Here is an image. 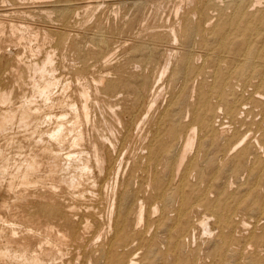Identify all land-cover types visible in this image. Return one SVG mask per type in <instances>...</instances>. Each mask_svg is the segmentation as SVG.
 <instances>
[{
  "label": "bare ground",
  "instance_id": "1",
  "mask_svg": "<svg viewBox=\"0 0 264 264\" xmlns=\"http://www.w3.org/2000/svg\"><path fill=\"white\" fill-rule=\"evenodd\" d=\"M0 1L2 3H0V65L12 67L13 80L16 82L13 83L14 87V84L24 87L22 95H19L21 99L18 100V103H15L13 99V86L0 87V264H64L62 256L67 249L71 250L67 251L68 253L72 252L75 256L81 257L79 264H199L198 260L209 258V262L205 261L204 264H264V254H262L264 251L261 254H253L255 247L264 244V189H262L264 185L262 184V188L260 186L262 190L257 188L259 179L264 180V159L261 156L262 153L260 154V150L263 151V148H259L261 158L255 151L257 149L251 148L252 142L246 140L247 134H249L245 133L248 132V129L245 130L246 127L242 128L245 130L242 131L237 128L239 125L234 126L235 133L233 131V133L231 132L233 135L229 133V125L237 121L239 123V112H242L240 110L245 108V105H248L249 102L257 104L263 101V99L260 100L261 97H256V94L264 95V91H260L259 87L253 88L256 91V94L253 92L256 96L250 91L252 94L249 97H244L241 93L238 94L235 90L237 88H234V79L251 80L252 82H249L252 84L257 81L256 79L253 82L255 79H251L253 76L255 77L256 74L264 76V8H261L262 0H249L248 3L244 2L246 0H237L234 13L227 15V12L222 16L219 15L220 17L216 16L220 19L217 23L214 22L215 24L212 23L214 18L211 20L210 13L207 14L206 10L210 3L211 6L216 7L218 0H208L207 3L199 5L200 7L197 6L199 0H196L197 2L192 0L194 3L189 1L192 6L197 4L201 15L198 14L195 17L200 15L201 20L198 22L199 18L196 19L198 23L192 20V16H189L191 10L188 14L189 18L185 16L186 19L181 25L177 20L178 27L174 25L163 30L166 39L170 41V47H168L170 50L166 51L161 43L165 52L162 53L164 60L163 64L159 65L160 67H156L154 70V67H148L147 64H150L156 55L161 53L158 51L162 48L158 51V48L156 50L153 48L157 52L155 58L154 55H147L149 52L145 53V44L143 43L146 39L138 40L140 42L137 43L134 39L135 42L130 46L133 53L128 51L127 54L130 55H126L123 59L119 56L123 57V53L126 51L122 50V52L117 47L109 48L106 45L105 47L109 49L105 48L104 51L93 49L91 52H84L87 55L92 54L93 58L103 62V69H99L101 70L99 74L93 76L94 83H80V81L75 89L72 88L73 91H71V81L74 80H63L66 77L61 79L60 75L56 73L58 62L56 48L66 46L67 41L72 39L75 42L71 43L72 47L74 45V48L79 49L80 42L78 44L76 41L81 34L79 35L76 29L78 33H72L70 27L77 24L83 26L87 22L93 23L92 20L96 16L95 10L100 5L109 4L112 0ZM155 1V4L160 2ZM224 1L223 4L221 1L219 3L224 5ZM112 2H117L119 5L128 2L141 6L145 0H113ZM170 2L174 3L175 0H170ZM260 4L262 5L260 8L257 6L258 10L249 11L248 7ZM162 5L164 7V0ZM116 6L113 11L119 12L120 6L118 8ZM132 7L130 5L128 8L132 9ZM181 8L183 10L182 6ZM144 9L145 7L139 8L138 13L132 17L130 16L133 13L132 10H130L132 13L127 10L131 14L124 13V16L131 17L135 24L141 21L142 26L146 29ZM157 9L158 6L154 11L159 14L160 11L157 12ZM174 9L178 10L175 7ZM194 10L191 14L194 13ZM213 10L215 8H212ZM199 11L196 10V14ZM220 11L214 12L218 14L221 13ZM156 13L153 15H157ZM163 13L165 14V11ZM109 14L107 18L111 20ZM161 14L159 18L163 17ZM36 15L41 18L43 15V18L48 20V25L36 22ZM173 15L178 16L179 13ZM126 16L122 19L126 20ZM170 16L172 18V15ZM54 20L57 25L53 24ZM152 21H154V17ZM157 21H154L155 24ZM108 22L110 23V21ZM147 24L149 28L144 30L140 25V29L145 32L151 29L150 25L152 29L155 26V24ZM123 25L120 26L123 27ZM160 25L159 23L158 26L156 25L158 29ZM105 26L107 25L105 24ZM105 26L102 28H106ZM118 28L121 27L114 23L110 28L102 30H106L109 36L111 33L108 29H116V33L111 36L115 35L117 38L118 35H121L116 36ZM161 28H163L162 25ZM96 29L101 31V28ZM96 29L94 32L97 31ZM136 30L135 28V34H137ZM40 32L42 36H40ZM162 32L152 30L148 32V35L150 36L149 33H151L159 43L158 40L161 37L159 33ZM195 34L202 36V40H200L206 45L204 48L207 47L202 53L206 60L204 63L209 61L207 59L212 58L211 64L215 68L214 71L210 70L212 68V65H209L210 62H208L210 69L206 64H203L206 65L207 70L212 71L210 73L211 80H207L204 76L200 77L205 68L203 69L202 65L198 66L199 60L197 61V59H199L200 53L195 60L197 64L192 62V57H194L192 55L196 54V50L193 51L195 54L191 52L193 47L189 49L192 55L191 53L190 55L186 53V55V51H183L185 54H183V58H181L182 55L178 58V60L182 59V65L175 59L177 53L180 55L182 52H177L172 40L175 42L179 36H184L185 40L191 41ZM211 34L215 35V40L217 39L215 45H212L214 42L210 41ZM104 35L103 37H105ZM199 35L194 39H197ZM107 38L99 39L106 44V42L109 43ZM50 40L54 41V45H49L51 48L45 47V43L47 41L50 43ZM120 40L122 39L120 38ZM150 40L153 39L150 38ZM119 41L117 42L120 44ZM166 41L165 43H167ZM197 41L195 42L197 43ZM90 42L92 44L91 40ZM96 43L99 44V42ZM118 43L114 45H119ZM124 44L122 42V45ZM166 45L168 46V44ZM12 46H15L16 49H10ZM20 46L22 48H17ZM94 46L96 48L100 44ZM182 48H184L183 45ZM198 48L197 46L195 49ZM22 49H25L26 54L28 52L26 57H23ZM229 50L234 53H230L233 56L225 57L224 53ZM83 51L85 50L83 49ZM84 53L82 54L84 55ZM150 54H152V47ZM58 56L60 55L58 54ZM116 57H118L117 60H114ZM66 58L62 59L66 60ZM71 58L67 59L69 64L74 63ZM173 58L175 59L173 64L178 63L177 65L181 66L173 68L174 70L172 66L170 73H173L172 75L179 73L180 77L183 73L186 78L185 91L183 90L185 93H183V97L181 95L178 97L180 93H177L178 98L175 94L174 99L168 100V103L170 101L169 105L156 117L151 113L158 107L156 105H158L160 96L162 97L166 79L167 81L171 80V75L169 78L166 76L165 81L163 78ZM88 60L91 61L89 58L86 61ZM223 60L226 63L229 62L228 65L222 67ZM93 62L97 64L95 60ZM69 64L65 65L69 66ZM74 65L76 64L74 63ZM88 66L91 67V65H87V62H84L80 68L78 67L77 75H80L81 78L84 75L88 76L86 74L89 70ZM62 68L61 70H63ZM66 72L69 74L68 71ZM10 73H7L8 77ZM59 73L64 76L63 72ZM77 75L76 78H78ZM66 76L68 78L69 75ZM86 76L84 80H90ZM197 78L200 79L198 85L195 86ZM191 82L194 85H191ZM237 83L236 85L240 87ZM176 85L175 87H177ZM172 86L170 84L169 89H172ZM191 87H195V91H197L195 101H190L194 97L186 98ZM193 91L194 88L191 92L193 93ZM14 93L16 94V92ZM167 93L169 92H165L166 95ZM92 95L94 96L92 97ZM166 95L164 97H168ZM214 97L218 100V108L221 107L224 118L228 119L227 122L220 121L218 118L217 122L219 123L214 121L215 117H218L217 106L213 102ZM92 100L97 103L101 118L98 124H95V120L92 119L95 122L92 123V127L96 133L87 136L89 131L92 132L87 129V124H90L91 121V109L96 108L91 107ZM262 107L264 109V105ZM153 108L155 109L153 110ZM251 108L248 110L254 112L255 108L254 110ZM158 109L156 110L159 111L160 109ZM261 110L260 112H262ZM186 114L190 115L188 121H185L188 117L184 120ZM95 118L97 120V116ZM261 121L258 128L260 135L255 138L258 139L257 145L264 147V117ZM240 122L242 124V121ZM245 123L243 124L247 125V121ZM251 129L249 128V130ZM253 141L255 142V140ZM242 143L244 145L240 146ZM257 145L255 143L253 146ZM10 148L14 149L13 153ZM137 149L139 150L135 152ZM250 154L254 156L255 160L260 158L258 166H256L257 161L254 165H250L256 169L253 179H258L255 183L247 184L246 188L242 186L240 188L239 185L237 191L234 192L230 188L228 192L226 188L228 182L225 184V179L228 177L226 175L232 174L233 171L234 174H239V172L242 174L245 160ZM204 164H209V166L206 168ZM246 176H248L247 173ZM239 181L241 182V179ZM232 184H229L230 187ZM212 193H214L213 197ZM76 207L82 209L79 208V210ZM242 211L248 213V217L243 212L242 217L237 219L236 215ZM253 218L256 219L262 231L257 233L255 230L258 229L255 228L250 233L239 237L243 230L248 231L252 224L248 220H253ZM250 222L251 224H249ZM254 226H256V222ZM199 231L208 233L207 237L211 242L205 249L206 255L203 259L199 250L196 249L198 246L190 247V244L195 240L192 238L196 235L199 237ZM237 231L242 232L238 235ZM202 237L203 235L199 240L206 235ZM198 243L200 242L198 241ZM263 246L259 249L264 248ZM67 258L66 260L69 259ZM58 259H61L62 262ZM72 262L75 263V261Z\"/></svg>",
  "mask_w": 264,
  "mask_h": 264
},
{
  "label": "rangeland",
  "instance_id": "2",
  "mask_svg": "<svg viewBox=\"0 0 264 264\" xmlns=\"http://www.w3.org/2000/svg\"><path fill=\"white\" fill-rule=\"evenodd\" d=\"M112 1H113V0H112ZM112 1L109 2V4H106V3H105L104 5H100L99 8H98L99 10L101 9L100 11H99L98 9L95 10V11H96V12H95V15H96V16L94 17V20H97V21L92 20L94 24H93L92 22H91V23H88V22H87V23H85L83 26H82V25L80 26V24L74 25L73 27H70V26H69L70 29H72V33H78V32H79V35L81 34V36L77 39L76 42H77L78 44H79V42H80V45H81L82 43L86 42V43L82 44V46L84 45V46H83L84 48H83L82 46L78 45L77 43H76V44L78 45L79 49H78V48H74V45H73V47H72L71 43H75L74 40H72V39H69V41H67L66 46L63 45V46L60 47V48H56V60L58 61V62H57V70H56V73H58V75H60L61 79H63L64 77H66V78H64L63 80H65V79H67V80L69 79V81H70V80H74V81H71V83H72V85H71V86H72V87H71V91H73V89H75V88L77 87V85H79V84L82 83V82H90V83L92 82V83H94V81H92L93 78L99 74V72L101 71V70H99V69H103V62L101 63L100 60L95 59V57L93 58V57H92V54L87 55V54H85V53H87V52H91V50H93V49H96V50H98V51H101V50L104 51L105 48H107V47H109V48H110V47H111V48H112V47H117V49H119V51H122V50H123L124 52L126 51L125 53H123V54H124L123 57H122V56H119V58L121 57V58L123 59L124 57H126V55H130V54H127L128 51H130V53H133L132 50H131L132 48L130 49V46L132 45L133 42H135V40H136V43H137V42H140V41H138V40H143V41H144V40L146 39L144 42L141 41V42H143V43L145 44V51H146L145 53H148V52H149V54H147V55H149V56H150V55H154V58H155V55L157 54V52H156L155 50H156L157 48H158L157 51H158L160 48H162V50H159V51H158L159 53L161 52V53H160L161 55H162V53L165 52V50L168 51V52H169V50H170V49L168 48V47H170V43H169L170 41H169V39H166L167 37H166V35H165V33H164L163 30H165L166 28L169 29L170 26H174V25H175L176 27H178V24H179V23H180V25H181V24L185 21V19H186L185 16H186L187 18H189V16H190V17L192 16L191 19L193 18L192 20H194V21H196V19L199 18V19L197 20V21L199 22V21L201 20V16H200L201 14H200V11L198 10V7H197V6H199V5L201 6L202 4L208 2V0H199V1H198V2L200 3V4H199L196 0H194L195 2H197L198 5L195 3V5L192 6L191 2L194 3V1H192V0H185V1H184V0H181L182 2H181V1L178 2L179 0H175L174 3L170 2V0H164V7H163V5H162L163 0H157V1H160V2H158L157 4H155V3H156L155 0H145V3H146V5H147V7H146V5H144L145 3H143L141 6L136 5V4H131V3H128V2H126L125 4L122 3V5H121V4L119 5L117 2H112ZM146 1H148V2L151 1V2L148 3V2H146ZM154 1H155V2H154ZM168 1H169V2H168ZM172 1H174V0H172ZM187 1H188V2H187ZM189 1H191V2H189ZM200 1H201V2H200ZM203 1H204V2H203ZM205 1H206V2H205ZM218 1H219V2L221 1V4H223V1H224V0H218ZM227 1H228V0H225V1H224V5H221L219 2H216V3H217V6H216V7L211 6V3L209 4V6H208V8H207V10H206V13H207V14L210 13L209 16L211 17V20L214 18V20H213V22H212L213 24H215V23L218 22V20L220 19V18L218 19V17L222 16L223 13L227 14V12H228L227 15H232V14L234 13V10H235L234 7H235V3H236L237 0H229L228 3H227ZM230 1H232V2L230 3ZM243 1H244V0H243ZM262 1H263V3H262L263 5H262V4H260V5H253V6H255V7H253V6L251 7V6H250V7H248V8H249V11H252V10H253V11L258 10V9L260 8L261 5H262L261 8H264V0H262ZM186 2H187V3H186ZM244 2L248 3L249 0H246V1H244ZM0 3H1V1H0ZM111 3H112V4H111ZM113 3H117V4H115V5H117L116 8H118V7L120 6V8H119L120 11H119V9H117L119 12H117V11L115 10V11H116V13H115V11H113V10H114V7H115V5H114ZM152 3H154L155 5H150V4H152ZM178 3H180V4L178 5ZM181 3H182V5H181ZM189 3H190V5H189ZM218 3H219V4H218ZM1 4H2V3H1ZM123 4H124V5H123ZM128 4H130L131 6H133L132 9L128 8V7H130V5H128ZM158 4H159V5H158ZM168 4H169V5H168ZM173 4H174V5H173ZM232 4H233L234 6H233ZM118 5H119V6H118ZM135 5H136V6H135ZM161 5H162V6H161ZM167 5H168V7H167ZM176 5H178L180 8H179L178 6L176 7ZM196 5H197V6H196ZM226 5H227V6H226ZM123 6H124V7H123ZM134 6H135L136 8H135ZM149 6H150V7H149ZM157 6H158L157 12L160 11L159 14H157L156 11H154V10L157 8ZM165 6H166L167 8H166ZM181 6L183 7V10H182ZM191 6H192V8H191ZM195 6H196V8H194ZM200 6H199V7H200ZM221 6H222V7H221ZM230 6H231V7H230ZM232 6H233V7H232ZM257 6H258L259 8H258ZM111 7H112V8H111ZM125 7H126V9H125ZM144 7H145L144 11L146 12V13L144 12V16H145L144 18L146 19V21L144 20L145 23H144V22H142V23H144V25L146 26V27H145L146 29H147V27H148V24H147V23H149V25H150V24H153V25H154V24H155L154 21H155V20H156V21L159 20V21L156 22L157 24H155V26L153 27V29H152V26L150 25V28H151V29H150V30H147V31H145V32H144L143 30H141V29H144V26H142L141 21H140V23H139V22H136V24H135V23L132 22V20H131V17L134 16L136 13H138L139 8H144ZM155 7H156V8H155ZM159 7H160V8H159ZM161 7H162V8H161ZM174 7H175V8H178V10H177V9L175 10ZM187 7H188V8H187ZM224 7H225V8H224ZM226 7H227V8H226ZM104 8H105V9H104ZM134 8H135V9H134ZM149 8H150V9H149ZM154 8H155V9H154ZM171 8H172L173 10H172ZM193 8H194L195 10H194ZM212 8H213V9L215 8V10L212 11ZM219 8H220V9H219ZM231 8H232V9H231ZM257 8H258V9H257ZM109 9H110V10H109ZM111 9H112V12H110ZM122 9H123V10H122ZM129 9L132 10L133 13H132ZM133 9H134V11H133ZM160 9H161V10H160ZM186 9H187V10H186ZM188 9H189V11H188ZM221 9H222V10L224 9V10L222 11ZM225 9H226V10H225ZM230 9H231V10H230ZM250 9H251V10H250ZM254 9H255V10H254ZM102 10H103V11H102ZM127 10H129L132 14H131L129 11H127ZM150 10H151V15H150ZM170 10H171L172 12H171ZM191 10H192V11H191ZM193 10H194V13H193V14H195L194 16H193V14H191V13L193 12ZM196 10L199 11V13L196 14ZM220 10H221V11H220ZM227 10H228V11H227ZM148 11H149V12H148ZM164 11H165V14L163 13ZM176 11H178V12L175 13ZM190 11H191V12H190ZM210 11H211V12H210ZM214 11H215L216 13L220 11L221 13L216 14ZM102 12H103V14H102ZM120 12H121V13H120ZM152 12H153L154 14L156 13L157 15H153ZM185 12H186L187 14H186ZM189 12H190V14H189ZM213 12H214L216 15H215ZM108 13H110V14H109V17L111 18V20H110V19L108 20V18H107V17H108ZM124 13H125V14L127 13L126 15L131 14V15H130L131 17H129V16L127 17V16L125 15V16L127 17L126 20H125V19H122V18L125 17V16H124ZM128 13H129V14H128ZM161 13H162V14H161ZM178 13H179L178 16H177V15H175V16L173 15V14H178ZM229 13H230V14H229ZM252 13H255V12H252ZM111 14H112V15H111ZM115 14H116V15H115ZM117 14H118V15H117ZM119 14H120V15H119ZM147 14H148L149 16H146ZM160 14L163 16L162 18H159V17H161ZM163 14H164V15H163ZM188 14H189V16H188ZM198 14H200V15L197 16V17H195V16L198 15ZM211 14H212V15H211ZM114 15H115V17H114ZM170 15H172V18H171ZM213 15H214V17H213ZM219 15H220V16H219ZM111 16H113V17H111ZM119 16H120V17H119ZM150 16H151V17H150ZM168 16H169V17H168ZM216 16H218V17H216ZM43 17H44L43 15H42V18H41V16L36 15V16H35V18L37 19L36 22H41V24L43 23L44 25H48V20H45L46 18H43ZM105 17L107 18V20H106ZM116 17H117V19H119V20H117ZM147 17L149 18L148 20H147ZM153 17H154V21H152V20H153ZM155 17H157V18L155 19ZM175 17H176V18H175ZM179 17L182 18V19H180ZM183 17H184V19H183ZM194 17H195V19H194ZM128 18H130V19H128ZM166 18H167V19H168V18L170 19V20L168 19L169 22L166 21V20H167ZM174 18H175V19H174ZM36 19H35V20H36ZM115 19H116V20H115ZM127 19H128V22H127ZM160 19H162V20H160ZM38 20H39V21H38ZM41 20H42V21H41ZM105 20H106V21H105ZM123 20H124V21H123ZM129 20H131V21H129ZM177 20H179V23H178ZM183 20H184V21H183ZM54 21H55V20H54ZM54 21H53V22H54ZM104 21H105V23H104ZM108 21H110V23H109ZM114 21H115V22H114ZM147 21H148V22H147ZM197 21H196V23H198ZM97 22H98V23H97ZM107 22H108V24H107ZM125 22H127V23H125ZM130 22H131V23H130ZM152 22H153V23H152ZM176 22H177V23H176ZM214 22H215V23H214ZM46 23H47V24H46ZM49 23H50V22H49ZM102 23H104V24H102ZM111 23H112V24L117 23L118 26L122 28V29H121V28H118V29H117V34H116V36H117L118 34H121V35H118L117 38L115 37V35L111 36L112 34H115V33H116V29H108V30L110 31V33H111V34H109V36H108V33H107L106 30H102V29H107V27L110 28V26L112 25ZM128 23H129V25H128ZM158 23H159V25L162 23L161 25L163 26V28H161V25H160V27H159V29H158V27H157V26H158ZM173 23H175V24H173ZM53 24H54V25H55V24L57 25V22L55 21ZM101 24H102V25H101ZM105 24H106L107 26H105ZM123 24H124V25H123ZM125 24H126V25H125ZM137 24H138V26H137ZM164 24H165V25H164ZM120 25H123V27L120 26ZM127 25H128V26H127ZM132 25H134L135 27L133 26V27H134V28H133ZM140 25H141L142 28L140 27ZM156 25H157V26H156ZM180 25H179V26H180ZM98 26H99V27H98ZM104 26H105L106 28H102V27H104ZM126 26H127V29H126ZM136 26H137V27H136ZM80 27H82V28L80 29ZM131 27H132V28H131ZM78 28H79V29H78ZM83 28H84V30H83ZM93 28H94V29H96V28H98V29L101 28V31H100V29H99V30L96 29L97 31L95 30L96 32H94V29H93ZM128 28H131L132 30H131V29L128 30ZM135 28L137 29V30H136V31H137V34H140V33H141V34H143L144 36L141 35V34H140V35L135 34V33H136V32H135ZM140 28H141V29H140ZM148 28H149V27H148ZM154 28H155V29H154ZM75 29H76L78 32H77ZM87 29H88V30H87ZM119 29H121L122 31L119 30ZM146 29H144V30H146ZM74 30H75L76 32H75ZM85 30H86V31H85ZM92 30H93V32H92ZM123 30H124V31H123ZM138 30L140 31V33H139ZM152 30L157 31V32H162V31H163L162 33H159V34H161V37H159L160 39H159V40L157 39V40L159 41V43L156 41V38L153 37V36L151 35V33H149L150 36L148 35V32H151ZM105 31H106V32H105ZM118 31H119V32H118ZM126 31H127V33H126ZM141 31H142L143 33H142ZM87 32H88V33H87ZM90 32H91V33H90ZM103 32H105V33H103ZM120 32H122V33H120ZM128 32H129V33H128ZM134 32H135V33H134ZM40 33H41V32H40ZM96 33L98 34V36H101V37H98ZM123 33L126 34V35L124 36ZM146 33H147V34H146ZM82 34H83V35H82ZM92 34H93V35H92ZM94 34H95L96 38L93 39V37H95ZM101 34H102V35H101ZM104 34H105V35H104ZM106 34H107V36H106ZM127 34H128V36H127ZM132 34H133V35H132ZM262 34H263V32H262ZM103 35H104L105 37H103ZM135 35H136V36H135ZM146 35H147V36H146ZM195 35H196V34H195ZM195 35L193 36V38H192L191 41H187V40H185V39H184V36H182V37L179 36V37L177 38V39L179 40L178 43H177V39H175V42H174V40H172L173 43H174L173 45L176 46V50H177V52H178V51H179V53L182 52V54H180V55L177 53V55H176L177 57L175 56V59L177 60V62H180V64L182 65V62H181L182 59H179V60H178V58H179L181 55H182L181 58H183V56H184L186 53H187V54L189 53V55H190L191 52H192L193 54H195L194 52H195V50H196V54H197V55H196V54H195V55H192V53H191V55L194 56V57L191 56V57H192V62L194 61L193 63H194V64H197V61L199 60V61H198V62H199V63H198V66H199V65H200V66L202 65V67L204 66L203 69L205 68L206 65L208 66L207 68L210 69L211 67H210L209 65H212V68H213V69L211 68L210 70L214 71L215 68L213 67V64H211V63H212V62H211L212 58L207 59V61L209 60L208 62H210L209 65H208V62H207V63H206V62L204 63V61H206V60L203 58L204 56L202 55V53L205 51L204 49H206L207 47L204 48V46H206V45H204V44L202 43V41H201V40H202V39H201L202 36L198 34L199 37H198L197 39H194V38H196V37L198 36V35H196V37H195ZM40 36H42V33L40 34ZM85 36H87V37H85ZM88 36H89V37L91 36V38H89ZM119 36H120V37H119ZM137 36H138V37H137ZM140 36H141V39H140ZM142 36H143V37H142ZM162 36H163V37H162ZM74 37H75V36H74ZM107 37H108V38H107ZM123 37H124V38H123ZM125 37H126V38H125ZM145 37H146V38H145ZM152 37H153V38H152ZM82 38H83V39H82ZM87 38H89V39L87 40ZM97 38H98V39H97ZM99 38H102V39L107 38V39L109 40V43L106 42V44H104L105 42H103V41H102L101 39H99ZM112 38H113V39H112ZM120 38H121L122 40H120ZM137 38H138V39H137ZM150 38L153 39V40L155 39V40H154V41H153V40H150ZM209 38H210L211 43L214 42V43H212V45H215V43H217V39L215 40L216 37H215L214 34H211ZM79 39H80V40H79ZM85 39H86L87 41H86ZM128 39H129V41H128ZM132 39H133V40H132ZM134 39H135V40H134ZM147 39H148V40H147ZM161 39H163V40H161ZM182 39H183V40H182ZM200 39H201V40H200ZM213 39H214V40H213ZM90 40L92 41V44H94V45H99V44H100V46H96V48H94L95 46L91 44ZM96 40H97V41H96ZM110 40H111V42H110ZM119 40H120V41H119ZM123 40H124L126 43H125ZM149 40H150V41H149ZM164 40H165V41L167 40V41H166L167 43H165ZM194 40H195V41L200 40V41H197V43H198V44H197ZM50 41H51V40H50ZM113 41H115V42H113ZM117 41H119L121 45H120ZM151 41H152L154 44H153ZM160 41H161V42H160ZM172 41H171V42H172ZM180 41H181V43H182V45H183L184 48H182V45H181ZM182 41H183V42H182ZM51 42H52V43H51ZM51 42L49 43V41H47V43H45L44 46L49 48L50 46L54 45V41H51ZM88 42H89V43H88ZM93 42H94V43H93ZM96 42H99V44H97ZM122 42H123V44H124V43H125V44L122 45ZM147 42H150V43H147ZM156 42H157V45H156ZM184 42H185V44H184ZM187 42H188V43H187ZM117 43L120 45V47H118L119 45H114V44H117ZM161 43L163 44V47L165 48V50H164V48L162 47V44H161ZM201 43H202L203 45H202ZM46 44H47V45H46ZM51 44H52V45H51ZM68 44H69V45H68ZM87 44H88V45H87ZM89 44H90V45H89ZM147 44H148V45H147ZM158 44H160L161 46L158 45ZM166 44H168V46H167ZM190 44H191V45H190ZM196 44H197V46L199 47L198 49H195V48L197 47ZM200 44H201V45H200ZM49 45H50V46H49ZM101 45H102L103 47H102ZM106 45H107V47H105ZM146 45H147V46H146ZM150 45H151V46H150ZM152 45H153V46H152ZM154 45H155V46H154ZM165 45H166V47H165ZM179 45H180L181 47H180ZM192 45H193V46H192ZM199 45H200V46H199ZM86 46H87V47H86ZM93 46H94V47H93ZM159 46H160V47H159ZM177 46H179V47H177ZM194 46H195V47H194ZM100 47H102V48H100ZM151 47H152V54H150V53H151ZM185 47H186V48H185ZM187 47H188V48H187ZM191 47H193V48H192V51L189 50ZM17 48H22V47L20 46V47H17ZM50 48H51V47H50ZM53 48H55V47H53ZM63 48H64V49L66 48V49L64 50ZM68 48H69V49H68ZM73 48H74V50H72ZM109 48H107V49H109ZM147 48H148L149 50H148ZM153 48H154L155 50H154ZM181 48H182L183 50H182ZM10 49H14V50H15L16 47H15V46H12V47H10ZM58 49H59V50H58ZM83 49H84L85 51H83ZM184 49H185V50H184ZM201 49H203V50H201ZM24 50H25V49H22V54H23V57H26V56L28 55V52H27V54H26V52H24ZM62 50H64V51H62ZM68 50H69V53H68ZM89 50H90V51H89ZM180 50H181V51H180ZM197 50H198V51H197ZM123 51H122V52H123ZM163 51H164V52H163ZM183 51H186L185 54H184ZM187 51H188V52H187ZM190 51H191V52H190ZM193 51H194V52H193ZM199 51H200V52H199ZM64 52H65V53H64ZM72 52H73V54H72ZM75 52H76V53H75ZM84 52H85V53H84ZM122 52H121V53H122ZM228 52H229V53H228ZM24 53H25V54H24ZM63 53H64V54H63ZM66 53H67V54H66ZM80 53H81V54H80ZM82 53H84V55H86V56H85L86 58L84 57V55H83ZM173 53H174V52H173ZM199 53H200L202 56H201ZM230 53L234 54L232 51L229 50V51H227V53H226V52L224 53V56H225V57H229V56L231 55ZM58 54H59L60 56L57 57ZM61 54H62V55H61ZM160 54H157V55H156V58H155L153 61L151 60L152 62H151L150 64H149V63L147 64L149 68H151V66H152V67H154V68H153V70H154L156 67H160L161 64H163L164 55L161 56ZM183 54H184V55H183ZM187 54H186V55H187ZM25 55H26V56H25ZM68 55H69L70 57H69ZM80 55H81V56H80ZM199 55H200V56H199ZM63 56H66L67 58H66V57H63ZM71 56H72V58H71ZM73 56L75 57L74 60H73V58H74ZM87 56H88L89 59H91V61H89V60L86 61V60L88 59ZM197 56H199V57H198L199 59H197ZM231 56H233V55H231ZM79 57H80V59H79ZM62 58H66V60H65V59L63 60ZM70 58H71V61H74V63H75L77 66L74 65V66H75V67H74V66H73V64H74L73 62H72L73 64H72L71 62H70L71 64H69V63L67 62V59L69 60ZM92 58H93V59H92ZM117 58H118V57H116L114 60H117ZM158 58H159V59H158ZM162 58H163V59H162ZM61 59H62V60H61ZM78 59H79V60H78ZM157 59H158L159 61H158ZM175 59H174V58L172 59V61H171V65H169V69H170V70L168 69L166 75H165L164 78H163V81H165L166 76H167V78H169L170 75H171V78H170V79H171L172 81H171V80H170V81H167V79H166V81H165L166 84L163 85V87L165 86V87H164L165 89L163 88V92H162V94H161L162 97L160 96V99H159V101H158V105H156V106H158L156 109L159 108L160 110L158 109L159 111H157L155 108H153V110L155 109V110L152 111V113H151L153 116L158 117L159 114H161L160 111H163V109H165V108L169 105L170 101H169V103H168V100H172V99H174V95H175V94H176V97H177V93H180V94H178V97H181V96L183 97V96H184L183 93H185V92H183V90H184V88H185V87H184V86H185L184 84L186 83V78L184 77L183 73H182V72H181L182 74L180 73V74H181V77H180L179 73H178V74L175 73L174 75H172L173 73H172V74L170 73V72H172V71H171V67H172V66H173L172 69H173V68H178V67L181 66L180 64H179V66H178V65H177L178 63L175 64V65L173 64V63H175V62H174ZM196 59H197V61H195ZM200 59H201V60L204 59V60H202L203 63H202V61H201ZM75 60H76V61H75ZM94 60L96 61L97 64H95V62H93ZM149 60H150V59H149ZM155 60H157V61H155ZM173 60H174V61H173ZM64 61H65V62H64ZM98 61H99V63H98ZM160 61H161L162 63H161ZM62 62H64V63H62ZM78 62H79L80 64H79ZM81 62H82V63H81ZM84 62H87V65H91V67L88 66V69H89V70H88V72L86 73L88 76L84 75L83 78H81L80 75H77V70H78V67L80 68L81 65L84 64ZM91 62H92V63H91ZM155 62L158 64V66H157V64H154ZM158 62H159V63H158ZM195 62H196V63H195ZM58 63H60V64H58ZM152 63H153V64H152ZM201 63H202V64H201ZM228 63H229V62H228ZM228 63H226L225 60H223V62H222V64H223L222 67L228 65ZM63 64H64V65H63ZM65 64H66V65L69 64V66H66ZM94 64H95V65H94ZM99 64H100V65H99ZM203 64H206V65H203ZM224 64H225V65H224ZM78 65H79V66H78ZM159 65H160V66H159ZM0 66H1V65H0ZM4 66H5V65H4ZM4 66L2 65V66L0 67V70H1L0 73H3L2 75L0 74V75H1V76H0V87H4V86L11 87V86H13V83H16V82L13 80L12 67H10V66L4 67ZM65 66H66V67H65ZM72 66H73V67H72ZM96 66H98V67H97V68H98L97 70H96ZM3 67H4V68H3ZM9 67H10V68H9ZM62 67H65L66 69H65V68H62ZM68 67H69V69H71V70H69ZM89 67H90V68H89ZM92 67H93V68H92ZM59 68H60V70H59ZM61 68H62L63 70H61ZM74 68H75V69H74ZM207 68L204 69V73L201 74L200 77L202 78V77L204 76V77H206L207 80H211V79H212V76H211L210 73H211L212 71L210 72V70H207ZM4 69H5V70H4ZM7 69H8V71H7ZM9 69H10V70H9ZM67 69H68V70H67ZM130 69H132V67H130ZM153 70H152V71H153ZM173 70H174V69H173ZM3 71H4V72H3ZM64 71H65V74H64ZM66 71H68L69 74H67ZM69 71H70L71 73H70ZM96 71H97V73H95ZM207 71H208V72H207ZM8 72H9V73L11 72L10 75H9V77H8V74H7ZM59 72H63L62 74H63L64 76H62L61 73H59ZM173 72H174V71H173ZM206 72H207V73H206ZM4 73H6V75H4ZM90 73H91V74L93 73V75H91ZM205 73H206V75H207V74H208V75L206 76ZM71 74H72V76H71ZM209 74H210V75H209ZM3 75H4V76H3ZM66 75H69L68 78H67ZM76 75H77L78 78H80L79 81H78V78L75 77ZM94 75H95V76H94ZM168 75H169V76H168ZM177 75H178V77H177ZM257 75H258V74H256L255 77L253 76V77L251 78L252 80L255 78V79L253 80V82L257 79V81H255V83L250 84L252 81H251V80H247V81H248V82L251 81V82H249L250 86H252V85H254V84H257V85H260V86L254 85V86L250 87L247 81H244L243 79H241V80H240V79H234V81H235L236 83L238 82L237 84L240 85V87H239V86L236 85V83L234 82V88H237V89L239 90V92H238V90L235 89V90L237 91V93H238V94L241 93V95L243 94L242 96H244V97H246V96L249 97L253 92H255V94H256V91L254 90V89H256L255 87H257V88L259 87L258 89H259L260 91L263 92V91H264V89H263L264 86L262 87V85H264V83H263V82H264V76H263V75H262V76H261V75L257 76ZM2 76H3L4 78H3ZM85 76L87 77V79H90V80H88V81H87V80H84V79H85ZM93 76H94V77H93ZM174 76H176V77H174ZM182 76H183V77H182ZM209 76H210V77H209ZM5 77H6V78H5ZM71 77H72V78H71ZM91 77H92V79H91ZM172 77H173V78H172ZM208 77H209V78H208ZM257 77H258V78H257ZM259 77H260V79H259ZM262 77H263V78H262ZM174 78H175V79H174ZM1 79H4V80H1ZM199 79H200V78H197V79L195 80V81H197V82L192 81V82H195V86L198 85V81H199ZM261 79H262V80H261ZM75 80H77V81H75ZM168 80H169V79H168ZM173 80H174V81H173ZM238 80H239V81H238ZM1 81H2V83H1ZM5 81H7L8 83L5 82ZM13 81H14V82H13ZM80 81H81V82H80ZM181 81H182V83H183L184 81H185V82L182 84ZM242 81H243V82H242ZM4 82H5V83H4ZM10 82H11V83H10ZM73 82H74V84H73ZM75 82H76V83H75ZM79 82H80V83H79ZM192 82H191V83H192ZM77 83H78V84H77ZM92 83H91V84H92ZM168 83H169V85H168ZM177 83H178V85H176ZM191 83H189V84H191ZM261 83H262V84H261ZM2 84H3V85H2ZM9 84H10V85H9ZM170 84L173 85V86H172V89L170 88L171 90L169 89ZM180 84H181V85H180ZM241 84H242V85H241ZM243 84H244L245 86H244ZM1 85H2V86H1ZM14 85H15V87L13 86V87H14V89H13V90H14V91H13V99L15 100V103H18V102H19L18 100L21 99V98H20L21 96H19V95H22V93H23V91H24V87H23V86H20L19 84H14ZM74 85H75V86H74ZM166 85H167V86H166ZM175 85H176L177 87H175ZM182 85H183V88H181ZM191 85H194V83H192ZM235 85H236V86H235ZM19 86H20V89H19ZM179 86H180V87H179ZM243 86H244V88H243ZM246 86H247V88H245ZM17 87H18V88H17ZM167 87H168V88H167ZM238 87H239V88H238ZM260 87H262V88H260ZM72 88H73V89H72ZM176 88H177L178 90H177ZM191 88H192V89L194 88V91L196 90L195 87H191ZM191 88H190V89H191ZM240 88H241V89H240ZM242 88H243V90H242ZM253 88H254V89H253ZM15 89H17V90H15ZM22 89H23V91H22ZM166 89H167V90H166ZM181 89H182V90H181ZM192 89H191V90H192ZM245 89H246L247 91H246ZM175 90H176V91H175ZM191 90L187 93L186 98H189V97H190V98H193V97H194V98H193L194 100H193V99H190V98H189V99H190V101H195L196 98H197V96H196V95H197V91H195V92L193 91V93H192ZM20 91H21V93H20ZM25 91H26V89H25ZM170 91L172 92L171 94H170ZM179 91H181V92H179ZM184 91H185V90H184ZM242 91H243V93H242ZM244 91H245V92H244ZM250 91H251L252 93H251ZM14 92H16V94H15ZM165 92H169V93H167L168 97H164V95H166ZM246 92H247V93H246ZM17 93H18V94H17ZM163 93H164V94H163ZM173 93H174V94H173ZM189 93H191V94H189ZM194 93H195V94H194ZM244 93H245V95H244ZM257 93H258V92H257ZM93 94H94V90H93ZM188 94H189V95H188ZM193 94H194V96H193ZM253 94H254V93H253ZM255 94H254V95H255ZM259 94H260V93H259ZM261 94H262V93H261ZM261 94H260V95L256 94L257 96H256V95H255V96H256L257 98L261 97L260 100L263 99L262 103H257V104H258V106H257L256 103H255V104H254V103L251 104V103L249 102L248 105H245V108H243V109L240 110V111L243 112V113H242V112H239V120L242 121V124H241L240 121H239V123H238V121H237V122H233V123H231V125L228 124V125L230 126V132H229L230 134H232V133L235 131L234 126L239 125V127L237 126V128H239L240 130H241L242 128H245V127H246L245 130L248 129V130H247L248 132H245V133H246V134L249 133V134H247V139H246V140L251 141V142H252L251 145L253 144L254 146H255V143H256V145H257V143H258V142H257V141H258L257 138H258V136L260 135V130H259L258 128L260 127L261 122H262L261 120H262L263 117H264V111H263L264 109H263V107H262V106L264 105V103H263V102H264V95H261ZM17 95H18V96H17ZM167 95H166V96H167ZM180 95H181V96H180ZM191 95H192V96H191ZM15 96H16V97H15ZM93 96H94V95H92V97H93ZM188 96H189V97H188ZM14 97H15V98H14ZM169 97H170V98H169ZM171 97H172V98H171ZM178 97H177V98H178ZM18 98H19V99H18ZM164 98H166V99H164ZM168 98H169V99H168ZM93 99H94V98H93ZM94 100H95V99H94ZM94 100H92V102H93ZM16 101H17V102H16ZM164 101H165V102H164ZM217 101H218L217 98L214 97V98H213V102L215 103V105H216L217 108H218V105H219V104L217 103ZM93 103H94V104H93ZM93 103L91 104V107H93V108L96 107V108H95V109H91V111H92V112H91L92 114H91V117H90V118H91V119H90L91 121H90V124H87V126H88L87 129L92 130V132H90V131L88 132V131H87V132H88L87 136L90 135V134L92 135V134H95V133H96V132H95L96 130L93 129L92 125H93L95 122H96L95 124H98L99 121H100L99 119L101 118L100 111H98L99 108L97 107V103H96V102H93ZM95 103H96V104H95ZM159 103H160V104H159ZM167 103H168V104H167ZM164 104H166V105H164ZM249 104H250V105H249ZM259 104H260V105H259ZM261 104H262V106H261ZM161 105H162V106H161ZM251 105H252V106H251ZM255 105H256V106H255ZM259 106H260V107H259ZM162 107H163V108H162ZM248 107H249V108L252 107L251 109H253V110H254V108H255V111L257 110V111H256L257 113L255 114V111L253 112L252 110H251V111L248 110V109H249ZM257 107H258V108H257ZM217 108H216V110H217V116H218V117H215L216 119H214V121L216 120V122H217L218 120H220V121L223 120V121L227 122L228 119H225V118H224V114L222 113V110L220 109L221 107H219L218 109H217ZM261 109H262V110H261ZM93 110L96 111V112H94ZM260 110H261L262 112H260ZM153 112H154V114H153ZM258 112H259V113H258ZM94 113H95V114H94ZM96 113H97V114H96ZM219 113H221L222 115L219 114ZM241 113H242V114H241ZM246 113H247V114H246ZM252 113H253V115H252ZM93 114H94V115H93ZM156 114H157V115H156ZM248 114L250 115V117H249ZM254 114H255V115H254ZM261 114H263V115H261ZM186 115H187V116L184 117V120H185V118H187V117H188V118H187V120H185V121L190 120V118H189L190 115H188V114H186ZM96 116H97V120H96V118H95ZM220 116H221V117H220ZM257 116H258V117H257ZM247 117H248V119H245V118H247ZM253 117H254V118H253ZM255 117H256V118H255ZM217 118H218V120H217ZM222 118H223V119H222ZM250 118H252V119H250ZM261 118H262V119H261ZM92 119L95 120V122H94ZM241 119H242V120H241ZM249 120H251V121H249ZM252 120H253V121L255 120V122H253ZM257 120H259V121H257ZM243 121H244V122H243ZM245 121H247V125H244V124H246ZM248 121H249V122H248ZM256 121H257V123H256ZM93 122H94V123H93ZM92 123H93V124H92ZM217 123H219V122H217ZM217 123H216V124H217ZM236 123H237V124H236ZM243 123H244V124H243ZM259 123H260V124H259ZM240 124H241L242 127L240 126ZM248 124H249V126H248ZM254 124H255V128H254ZM256 124H257V126H256ZM251 125H253V126H251ZM258 125H259V126H258ZM90 126H91V127H90ZM250 126H251V127H250ZM91 128H92V129H91ZM249 128H252L251 130L254 131V132H252L251 130H249ZM245 130L242 129V131H245ZM232 131H233V132H232ZM249 131H250V132H249ZM255 131H256V133H255ZM231 132H232V133H231ZM251 132H252V134H251ZM234 133H235V132H234ZM250 134H251V135H250ZM232 135H233V134H232ZM248 135H249V136H248ZM252 135H253V136H252ZM250 136H252V137H250ZM249 137H250V138H249ZM255 137H257V138H255ZM253 138H254V139H253ZM252 139L255 140V142H254ZM256 139H257V140H256ZM243 145H244V144L242 143L240 146H243ZM253 145L251 146V148H252V147H253V149L256 148L257 150H255V151L257 152V154L259 155V157L262 156L263 159H264V155H263V154H264V147H261L260 145H257L256 147H254ZM258 146H260V147H258ZM136 147H137V146H136ZM257 147H258V148H257ZM259 148H260V149L263 148V151H262V149H261V150H260L261 152H260V151H259ZM10 149H11V151H12V153H13V152H14V149H13V148H10ZM12 149H13V150H12ZM138 150H139V149L135 150V152H137ZM135 152H134V153H135ZM259 152H260V154L262 153L261 156H260ZM250 155H251V154H250ZM250 155H249V156H250ZM249 156H248V158H247V159H249V160H248V161H247V159L245 160L244 168H242V169H243L242 174H241V172H239V174H238V173L234 174V173H233L234 171H233L232 174H228V175H226V176H228V177L226 178L227 180L225 179V184L228 182L227 185L229 186V188H228V186L226 187L228 192L230 191V190H229L230 188H232V190H233L234 192L237 191L239 185H240V188H242V187H243V188H246V186L250 185L252 182L255 183L256 180L258 179V178L253 179V177H254L253 174H255L256 169H255L253 166H250V165H252V164L254 165V164L256 163V161H257L256 166H258V163H259V159H260V158L257 159V160H255L253 155H251L250 158H249ZM262 157H261V158H262ZM251 160H253V161H251ZM249 161H250V162H249ZM260 161H261V160H260ZM248 162L251 163V164H249ZM252 162H254V163H252ZM245 164H247V165H245ZM248 164H249V165H248ZM204 166L207 168V166H209V164H208V165H207V164H206V165L204 164ZM246 166H247V167H246ZM251 168H252V169H251ZM248 169H249V171H248ZM244 170H245V171H244ZM251 170H253V171H251ZM254 170H255V171H254ZM241 171H242V170H241ZM250 171H251L252 173H251ZM253 172H254V173H253ZM230 173H231V172H230ZM246 173H247L248 176H246ZM248 173H250L251 175L248 174ZM230 175H231V177H229ZM233 175H234V176L236 175V176H235V177H236L235 179H234V176H233ZM241 175H242V177H241ZM243 175H244V176H243ZM249 175H250V177H249ZM238 176H239V177H238ZM237 177H238V178H237ZM243 177H244V178H243ZM245 177H246V180H247L246 183H245V181H246V180H245ZM251 177H252V178H251ZM228 178H229V179H228ZM231 178H232V179H231ZM233 179H234V180H233ZM236 179H237V180H236ZM240 179H241V182L239 181ZM248 179H249V180H248ZM231 180H233V181H231ZM242 180H243V181H242ZM251 180H252V181H251ZM259 180H260V181H259ZM259 180H258L259 182H257V188H258V189L260 188V186H261V188H262V186L264 185V183H263L264 180H262V178L259 179ZM237 181H238V182H237ZM261 181H262V182H261ZM233 182H234V183L236 182V183L234 184ZM230 183H231V184L233 183V184L236 185V186L234 187V185L232 184V187H230V185H229ZM258 183H259V185H258ZM247 184H248V185H247ZM262 184H263V185H262ZM237 185H238V186H237ZM244 185H245V186H244ZM241 186H242V187H241ZM236 187H237V188H236ZM234 188H235L236 190H235ZM261 188H260V189H261ZM262 189H264V186H263ZM262 189H261V190H262ZM232 190H231V191H232ZM233 191H232V192H233ZM211 196L213 197V196H214V193H212ZM76 208H78V209H79V208L82 209L81 207H76ZM80 209H79V210H80ZM172 212H173V211H172ZM243 212H244L245 216L248 217V216H247L248 213H245V211H242V212H238V214L236 215V218H237V219L241 218L242 215H243ZM81 213H82V210H81ZM240 214H241V215H240ZM238 216H239V217H238ZM248 221H251V222H252V224H251V222H250L249 224H251V226H252L253 228L249 225L250 227L248 228V231H247V230H243L244 233H243L242 231H240V232H242V233H240V232H238V231H239V230H238V231H237V234H238V235L241 234L239 237H242L244 234L250 233L251 231L255 230V228L258 229V230H255V231H257V233L262 231V228H260V226L257 224V221H256L255 218H253V220L251 219V220H248ZM255 222H256V226H257V227L254 226V225H255ZM253 223H254V225H253ZM259 228H260V229H259ZM246 231H247V232H246ZM239 233H240V234H239ZM204 234L206 235V237H204V236H205ZM198 235H199V237H196V236H197V235H196L195 237L192 238L193 240L195 239L196 241L194 240L193 243H195V244L193 245V243H191V244H190V247H194V246H195V248H196V247L198 246L196 249L199 250V252H200V254H201V257H202V259H203V258L205 257L204 255H206V250H205V249H207V247L211 244V242H210L209 237H207V236H208V233H204L203 231H199V234H198ZM202 235H203L204 238L202 237L203 239L199 240L200 236H202ZM204 239H205V240H204ZM206 239H207V240H206ZM198 241H199L200 243L197 244ZM201 241H203V242L205 241V242L203 243V242H201ZM191 245H192V246H191ZM261 245H262V244H260L259 246L255 247V248L253 249V254H254V253H255V254H257V253H258V254H261V252L264 251V250H263L264 248H262L261 250L259 249V248L262 247L264 244H263L262 246H261ZM205 246H206V247H205ZM202 247H203V249H202ZM263 247H264V246H263ZM256 248H258V249H256ZM65 250H66V249H65ZM202 250H203V252H202ZM254 250H255L256 252H255ZM67 251H68V249L64 252V254H63V256H62V257H64V259H62V260L64 261L63 263L65 264V262H66V264H67V263L69 264V262H71L70 264H72V263H73L72 261H75L76 264H79L80 261H81V257L78 256V255H76V256H77V257H76L72 252H71L72 254H71V253H68V252H70L71 250H69L68 252H67ZM67 253H68V254H67ZM262 254H264V252H263ZM202 255H203V256H202ZM71 256H72L73 258H72ZM67 257H68L69 259H68ZM66 258H67L68 260H66ZM77 258L79 259V261H78ZM206 258H209V257L206 256ZM73 259H74V260H73ZM200 259H201V258H200ZM209 260H210V258H209V259H204V260H198V261H199V264H204L205 261H206V262H209ZM58 261L62 262L61 259H60V260L58 259ZM202 261H203V262H202ZM77 262H78V263H77ZM75 263H73V264H75Z\"/></svg>",
  "mask_w": 264,
  "mask_h": 264
}]
</instances>
